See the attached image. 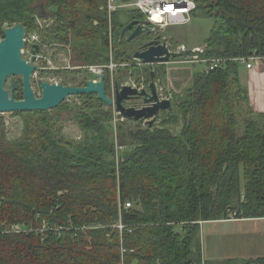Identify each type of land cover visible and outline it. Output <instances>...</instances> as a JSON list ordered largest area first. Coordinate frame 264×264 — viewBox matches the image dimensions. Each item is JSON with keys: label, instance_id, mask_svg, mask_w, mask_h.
Segmentation results:
<instances>
[{"label": "trees", "instance_id": "obj_1", "mask_svg": "<svg viewBox=\"0 0 264 264\" xmlns=\"http://www.w3.org/2000/svg\"><path fill=\"white\" fill-rule=\"evenodd\" d=\"M38 1L0 0L2 38L5 24L23 23L43 45L72 44L84 64L140 71L120 46L122 28L142 13L127 21L114 14L111 50L107 0H48L46 27L37 22ZM197 4L214 28L192 56L227 60L196 70L152 125L126 118L116 127L113 107L96 94L79 95V139L65 137L50 110L16 112L24 117L16 139L0 118V264H264V257L206 259L199 234L204 221L264 217V113L234 60L264 56V0ZM150 70L140 83H149ZM155 72L166 82L165 63ZM104 75L112 85L110 71ZM15 91L23 98L19 82Z\"/></svg>", "mask_w": 264, "mask_h": 264}, {"label": "water", "instance_id": "obj_2", "mask_svg": "<svg viewBox=\"0 0 264 264\" xmlns=\"http://www.w3.org/2000/svg\"><path fill=\"white\" fill-rule=\"evenodd\" d=\"M49 11L40 10V17H48ZM129 41L148 37L158 30L149 24L146 18H134L121 31V39L126 33ZM27 28L23 23H16L5 29V36L0 39V114L5 112L51 110L60 106L70 96L96 94L107 105L114 106L125 118L144 121L152 125L160 114L173 107L172 98L162 97L156 81L155 70L151 71L152 80L148 87L138 88L129 83H120L115 79V91L109 96L104 74H96L98 79H90L86 85H71L61 82L42 81V94L38 96L32 85L35 71L40 69L35 59L41 51L40 43H33L31 52L34 59L24 57L27 41ZM144 37V38H145ZM202 51L201 48L190 49L181 45L173 49L169 37L155 38L133 52V59L140 64L167 63L173 57L182 55L194 59L192 52ZM21 76L23 81V98L16 97L15 77ZM10 78V88L7 82ZM138 102V103H133Z\"/></svg>", "mask_w": 264, "mask_h": 264}, {"label": "rangeland", "instance_id": "obj_3", "mask_svg": "<svg viewBox=\"0 0 264 264\" xmlns=\"http://www.w3.org/2000/svg\"><path fill=\"white\" fill-rule=\"evenodd\" d=\"M40 5V10H47L50 13L49 18L47 17H40L39 14H37V22L42 26L46 27L51 25L53 22V18H51V12L53 7L49 6L48 0H39L37 2ZM120 17L122 21H127L131 18V13L128 11H120ZM214 25V19L212 17H208L205 15L202 11H197L196 14H192V19L190 22L185 24H177V25H171L167 27L164 30H161L159 26L151 24L152 27H156L157 30L161 33L166 34V36L169 37V41L172 47L174 49H177L180 47V41L185 42L188 46H190V49H193L192 46L196 44L203 45L205 44L204 41L210 36L211 34V27ZM5 27H9V24H5ZM33 37H37L38 40H35ZM2 38V35H0V39ZM143 38H137L133 41L128 40V36L121 39V46L122 49H126L129 54H132L134 50L138 48L140 44H142ZM33 43H40L42 45L41 51L37 54V57L35 59L36 63L40 66V69L35 71L33 75L32 85L35 89V92L38 96L42 94L41 89V82L42 81H51V82H61L64 84H71V85H78L79 83H82L83 81H88L90 79H94L95 76L93 73H91L85 66L88 64H84L82 60L79 59L78 52L74 50L72 44L68 46H60L58 43H41V34L38 32H33L30 34H27V41H26V47L24 49V57L29 58L30 61L34 59L33 54L31 52V47ZM205 48V47H203ZM198 52V51H197ZM185 57L182 55H178L177 57H173V59H184ZM138 63V62H137ZM118 64L114 68V72L116 75L118 74L119 79L122 83L129 82L131 84L132 82H135L137 84L140 83L139 77L145 76L143 73V69L145 67H152V70H155L158 68L161 63L156 64H140L138 63L136 66L140 68V71L136 70H125L124 67L126 64L122 63H115ZM177 65L178 68H183V70L186 69H192L193 72L196 70L202 69L205 67L204 63L195 60L190 59L187 63H177L172 64ZM79 68H78V67ZM77 67V68H76ZM239 72L241 74V80L243 84H247L248 80V70L247 68L241 64L239 67ZM168 69V68H167ZM150 70V71H152ZM128 71V72H127ZM141 73V76L139 75ZM115 75V76H116ZM15 77V83L19 82V86L23 88V81L21 76L16 75ZM143 79V78H142ZM157 84H159L160 91L162 92V96L168 97L174 99V95L167 91V89H162L161 86L165 85V80L163 82V77L157 78ZM192 78L189 80L187 85L191 82ZM148 85V83L146 84ZM186 85V86H187ZM185 86V87H186ZM164 87V86H163ZM7 88H10V78L7 82ZM107 93H109V96H113V88L110 83V81H107L106 84ZM82 102V99L79 97V95L70 96L69 99L67 98L66 101H64L61 105L62 107L51 109L50 112L53 116L57 117L59 116V124L62 126V132L65 137L68 139H79L83 135V131L78 123L77 120L74 119V111L77 110V106L80 105ZM174 102V101H173ZM138 103V102H133ZM113 107V111L115 113V107ZM248 104L244 103L242 105V110L240 111V116L243 118L246 117ZM162 114V113H161ZM160 114V115H161ZM0 118H2L4 125H5V131L6 135L9 139H16L21 136L23 132L24 127V117L22 114L16 113V112H5L0 114ZM159 119V118H157ZM115 125V114H114V121ZM117 127V125H116ZM253 223H250L252 225ZM220 233L228 232L227 226H224L221 224H205L202 228L201 234L202 238L204 237V240L201 242L204 255L209 254V250L206 251V248L208 247V243L205 242V236L209 238V244H212V238L218 237ZM218 234V235H217ZM209 248H213L211 245H209ZM252 254V253H247Z\"/></svg>", "mask_w": 264, "mask_h": 264}, {"label": "crops", "instance_id": "obj_4", "mask_svg": "<svg viewBox=\"0 0 264 264\" xmlns=\"http://www.w3.org/2000/svg\"><path fill=\"white\" fill-rule=\"evenodd\" d=\"M196 14V12H194ZM214 28V27H211ZM212 30V29H211ZM207 40V39H206ZM180 46L184 45L189 48L185 42L180 41ZM205 44L193 45L192 48H201L207 46ZM190 60L173 59L165 63L167 66V79L165 85L161 86L170 93H181L184 87L193 76L192 69L183 70L178 68L177 63H187ZM245 66V65H244ZM246 67V66H245ZM248 70V82L245 85L249 90L251 104L255 111L264 113V61H255L252 68L246 67ZM221 224L227 226L228 232L220 233L219 236L212 238V244H209V238L205 236V242L208 243L206 251L209 254L203 255L209 260H222L226 258H257L264 257V217L259 218H231L204 221L201 223V231L205 224ZM250 223H253L250 225ZM200 231L201 242L204 240ZM218 235V234H217ZM203 243V242H202ZM211 245L213 248H209ZM252 253V254H247Z\"/></svg>", "mask_w": 264, "mask_h": 264}, {"label": "built area", "instance_id": "obj_5", "mask_svg": "<svg viewBox=\"0 0 264 264\" xmlns=\"http://www.w3.org/2000/svg\"><path fill=\"white\" fill-rule=\"evenodd\" d=\"M107 11L109 18V40L111 50L113 49L114 44V33H113V16L116 12L119 11H138L144 15V17L149 21V24H154L159 26L161 30L166 29L171 25L185 24L191 21L192 14L197 10L198 4L197 0H107ZM97 23V22H96ZM156 28V27H155ZM157 29V28H156ZM35 40H38L37 37H33ZM194 59L198 60L206 65L207 70H212L220 65H222L227 59L221 57L215 58H201L199 55H194ZM235 61L240 62L248 68L253 67L255 61H264V56L262 55H251L249 57H238L234 59ZM118 64L111 62L106 65H87L85 66L93 75L96 74H105L108 70L111 73L112 88L113 92L115 91V74L114 68ZM78 67V66H77ZM76 67V68H77ZM79 68V67H78ZM129 83V82H125ZM132 85L137 86L138 88L144 87V83L137 84L135 82L131 83ZM161 88H159L160 90ZM163 89V88H162ZM160 93H162L160 91ZM162 96V94H161ZM165 97V96H162ZM170 98V96H168ZM115 126L119 121H123L126 118L120 114L119 111L115 108ZM124 149L123 145H117V150L122 151ZM133 206L131 201L125 202V207L128 209ZM235 218V214L231 215L230 218ZM116 227L123 231L127 227L121 220L116 224ZM22 227L15 225L12 228V231H21Z\"/></svg>", "mask_w": 264, "mask_h": 264}, {"label": "flooded vegetation", "instance_id": "obj_6", "mask_svg": "<svg viewBox=\"0 0 264 264\" xmlns=\"http://www.w3.org/2000/svg\"><path fill=\"white\" fill-rule=\"evenodd\" d=\"M49 16H50V13H49V15H48V18H49ZM47 18V17H46ZM131 31L132 30H130L129 32H127L126 33V35H125V37L126 36H129L130 35V33H131ZM145 37V36H144ZM142 37L143 38V42H142V44H140L139 46H138V48H140V47H142V46H144L147 42H149L150 40H153V39H155V38H164V37H166V34H164V33H161V32H159V31H157L156 33H154L153 35H149L148 37ZM42 46V45H41ZM137 48V49H138ZM173 49H174V47H172ZM135 51V50H134ZM94 79H98L97 77H96V75H95V78ZM151 80H152V77H151ZM151 80L149 81V83L151 82ZM157 81V80H156ZM149 83H148V85H146V83L144 84V87H148L149 86ZM157 85H159V84H157ZM159 87V86H158Z\"/></svg>", "mask_w": 264, "mask_h": 264}]
</instances>
